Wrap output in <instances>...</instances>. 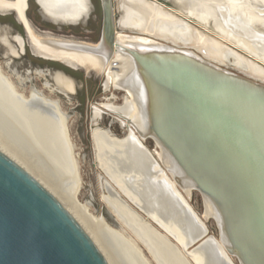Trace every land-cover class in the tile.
<instances>
[{"label":"water","instance_id":"95a60500","mask_svg":"<svg viewBox=\"0 0 264 264\" xmlns=\"http://www.w3.org/2000/svg\"><path fill=\"white\" fill-rule=\"evenodd\" d=\"M22 2L19 20L27 31V0ZM103 8L96 45L52 41L99 62V71L83 62L44 59L104 80L108 73L125 80L115 90L133 101L130 110L136 111V118L115 117L141 144L152 141L154 179L165 183L199 226V232L183 242L160 229L164 239L179 246L170 243L187 264L186 258L195 264L193 250L208 241L210 220L217 229L213 242L221 264H234L233 259L237 264H264V82L221 67L203 53L158 41L121 43L109 0L103 1ZM123 62H129L125 71ZM192 192L201 197V217L188 203ZM126 227L136 235L132 225ZM153 257L161 264L155 253ZM0 264H108L63 205L1 151Z\"/></svg>","mask_w":264,"mask_h":264},{"label":"bare ground","instance_id":"6f19581e","mask_svg":"<svg viewBox=\"0 0 264 264\" xmlns=\"http://www.w3.org/2000/svg\"><path fill=\"white\" fill-rule=\"evenodd\" d=\"M171 1H173L175 5L185 13L186 16L193 17L202 23L211 24L214 30L218 32V35H222L219 37V39L235 44L237 47L243 50L244 57L264 69V12L257 10L259 8L264 9V0ZM37 2L49 17L60 21L76 22L86 11L85 0H37ZM119 2L125 5V15L120 20L122 28L133 29L139 33L150 35L155 39L159 37L162 39L165 38V40L171 41L176 45H183L186 47L193 46L197 50H202V48H205L207 51L200 53H203L204 56L213 63L221 67H226L223 66L226 64H237L242 68V70L234 68L235 70L247 74L254 80L264 82V72L261 71V69L248 64L231 49L223 47L212 40L210 41L205 39L202 35L194 32L188 24L178 20L176 17L170 14L162 12L154 4L145 2L144 0H119ZM22 5V0H0V12L14 11L16 12L18 18L22 20ZM27 31V38L30 42L31 48L36 53H38L39 56L48 59L57 58L67 61L83 62L88 68H91L96 72L101 69L99 62L94 63L83 55L70 53L67 48H62L60 45L52 42L53 40L41 39L37 37L28 26ZM117 39L121 43H132L136 41H142L144 43L157 42V40L152 41L143 37L133 38L127 35H120L117 37ZM13 41L14 43L11 44V42L8 40V37H6L4 34L0 35V42L7 47L8 55L11 57L10 59L12 61L13 58L17 59L22 55L25 45L24 40L18 35L13 37ZM9 63L6 62V67L9 66ZM128 66L129 62H123L122 67L124 71ZM245 69L248 70L250 74L244 71ZM17 74L15 73L16 77L19 78L18 84L20 86H25V83H29L31 76L33 75L44 80L43 89L47 90L50 94L62 93L66 98H68V95L73 94L74 92L73 82L66 76L57 72L51 73L48 70H35L34 72L27 71L25 72L24 77L17 76ZM47 76L53 77V85L50 84L47 79L45 80ZM124 83L125 80H123L121 75L108 73L104 82V87L108 88V86L111 85L114 89H117L121 88ZM0 92L3 94V96L7 95L6 93H8V99L12 100L7 103L9 105V113H13L18 119V121L16 120L17 122H14L20 123L22 125L24 124L27 129H30V131L38 134L40 139L43 138L44 140H49L52 143L54 142L56 145L58 144V146L60 145L62 148H67L68 154L66 155L70 156V159L72 158L71 152L73 150V146L68 140V117L61 113L57 101H52L43 96V94L40 91H37L34 87L30 90L28 97L19 94L13 83L10 81L9 77L3 74L1 66ZM132 102L133 101L125 94L124 105L122 107H116L112 104H102L94 107V122L100 120L105 110L112 114L116 113L122 116H129L133 119L136 118V111L134 110L132 112L130 110L132 108ZM0 107H2V105H0ZM5 109L3 112H5ZM6 112L7 113L5 114H8V111ZM11 117L14 116L12 115ZM92 137L98 153V159L101 166H103L105 169V172L108 173V171H110V175H112V172L113 174H123L124 177H126L125 179H129V182L132 180V188L134 185L138 188L142 182H146L148 185V190L151 191V189L156 188V190L160 192L162 201L169 209L174 208L175 212H179V210H181L182 213L180 212V215H187L189 216V219L192 220V217L189 214H186V210H184L178 199L168 189L165 183H163L161 180L154 179V176L156 175L155 161L152 159V155L144 147L143 143L141 144L139 141L135 140L131 134H128L123 139L114 138L107 131H103L98 127L92 130ZM57 149L59 150V148ZM0 151L17 163L25 171H27L1 148ZM27 172L33 176L43 187H45L61 203V205H63V207L79 223V225L83 228V230L98 248L96 241L81 225L78 218L56 197V195L50 189H48L46 185H44L29 171ZM73 172H76L75 169ZM118 180H120V178ZM122 183L123 182L120 184ZM106 190L109 194L107 203L110 209L116 214L118 218L122 219V221L129 220L130 223L137 226L138 231L140 232L139 234L152 243V245L155 247L156 253H158V256L161 257L157 248L160 249L161 254H163L165 259H167H163L165 264L166 262L167 264H187V262L182 259H176V257L174 258V256L171 255L167 249H165L168 248L167 244L165 243L166 240L157 233L154 235L155 231L151 230V228L145 224L140 217L138 219L137 216L135 219V215L129 216L126 212L127 207L123 202L117 199V197L112 193L111 189L107 185ZM132 193L128 192L129 196H131V200L136 203L138 201L137 197ZM135 203L134 205L137 206ZM139 208L141 209V207ZM145 208V211L151 215V218L154 221H157V223H159L164 230L174 235L175 238L180 242L185 241L187 238H192L199 232V226L194 220L191 222L193 226L191 228L192 231L190 230V232L192 233L189 232L187 234L186 231L182 230L184 228L181 227V225H184L186 218L179 216V218H177L178 223L175 221L172 222L169 220V218L164 217V215L159 216L157 214H152L149 212L150 210L147 206ZM128 213L132 214L130 211H128ZM124 216L129 217V219L127 220V218ZM100 223L103 224L102 221H100ZM207 239L208 241L204 243V245L199 250H193V259L195 263L221 264L214 250V239ZM101 253L103 254V252ZM103 256L106 257L104 254Z\"/></svg>","mask_w":264,"mask_h":264},{"label":"rangeland","instance_id":"374dc122","mask_svg":"<svg viewBox=\"0 0 264 264\" xmlns=\"http://www.w3.org/2000/svg\"><path fill=\"white\" fill-rule=\"evenodd\" d=\"M160 10L166 14L172 15L167 11L162 9ZM203 37L210 41L212 40L223 47H226L217 40L206 36ZM218 37L220 36L218 35ZM150 40L155 41L154 39ZM27 41L30 45L28 38ZM237 48L240 49L239 47ZM32 52L33 54L39 56L38 53H36L33 49ZM234 52L248 64L257 67L264 72L262 67L258 66L254 62L249 61L242 54H239L236 51ZM6 55L7 54L4 56L3 52H0V66L2 68L3 74L9 77L17 92L25 97H28L30 90L34 87L37 91H40L43 96L52 101H57L61 113L68 117V140L73 146V150L71 152L73 159H70V156L66 155L68 154L67 148H62L60 145L58 146V144L56 145L54 142L52 143L49 140H44L43 138L40 139L38 134L30 131V129H27L24 124L22 125L20 123H16L18 121L16 115L11 112L9 113L8 108V103L12 100L8 99V93H6L7 95H5V97L1 92L0 105H2V107H0V148L11 158L15 159L27 171L33 174L37 179H39L44 185H46L48 189H50L56 195V197L78 218L81 225L96 241L99 250L106 256L105 258L107 259L108 264H158V262L153 257L154 253L160 260L161 264H165L163 260L165 257L163 254H161L160 249L157 248L161 257L158 256V253H156L155 247L152 245V243L139 234L140 232L138 231L137 226L130 223L128 220L129 217L124 216L129 222L122 221V219L118 218L116 214L110 209L107 203L109 194L106 190V185L111 189L112 193L117 197V199L123 202L127 207L126 212L129 216L135 215V219L137 216L138 219L140 217L143 222L151 228V230L155 231L154 235L157 233L161 237L164 236L162 231H167L164 230L162 226L157 223V221H154L151 218V215L145 211L146 206L149 208V212L152 214H157L159 216L164 215V217L169 218V220L172 222H177V218H179V216L186 218L184 225H181V227L184 228L182 230L186 231L187 234L190 232L193 226L191 224L193 221L189 219V216L180 215L179 213L181 210H179V212H175L174 208L169 209L164 204L160 196V192L156 190V188L151 189V191L148 190V185L146 182H142L138 188L135 185L132 188V180L129 182V179H125L126 177H124L123 174H113L112 172V175H110V171H108V173L105 172V169L103 166H101L92 137V130L98 127L103 131H107L112 137L117 139L125 138L128 135V131L123 126L122 120L118 119L114 114L107 110L103 112L100 120L94 122L93 109L94 107L102 104H112L116 107H122L124 105L125 97L122 99V95L113 91L112 89L102 92L98 81L95 80L84 82L83 80L79 79V81L76 83V94L74 96H69V98L59 95L60 93L50 94L47 90L43 89L42 85L44 80L33 75L31 76L29 83H25V86H20L18 84L19 78L16 77L15 73H18L17 76L24 77L25 72H34L35 68H45V66L42 62H39L38 59L32 57L30 54H28V58L22 57L21 59L13 61L8 55ZM6 62H11L9 63L8 67H6ZM223 66H231L242 70V68L237 64H226ZM244 71L250 74L248 70L245 69ZM50 78L46 77L45 80L47 79V81L53 85V77L51 76ZM108 87L112 86L109 85ZM3 108L5 109V112H3ZM6 111H8L9 115L5 114L7 113ZM12 115L14 117H11ZM143 145L153 156L154 153L152 152L155 150V146L152 141L146 140ZM57 148H59V150ZM74 169L76 172H73ZM119 178L120 180H118ZM121 182H123V185L120 184ZM128 192H133L132 194L137 197L138 203H135L131 200V196H129ZM134 203L141 207L144 213L140 212V208L135 206ZM188 203L193 211L199 217H201L203 214V204L199 194L192 192ZM133 210L140 216L133 212ZM128 211H130L132 214H129ZM100 221H102L103 224H101ZM127 224H130L134 227L136 230V235L126 227ZM206 227L208 231L207 237L216 240L218 233L213 221L210 220L206 222ZM160 229H162V231ZM141 239L148 243L149 248L151 247L153 249V253H151V250L143 244ZM168 240H170V243L176 245L179 249V246L172 239L169 238ZM165 243L168 246V248L165 249H167L171 255L174 256V258L176 257V259H182L185 261L183 254L179 251L180 249L176 250L172 248L167 240ZM190 249H193V247H190L189 250ZM186 260L189 261L190 264H193L190 259L186 258ZM233 263L237 264L234 259Z\"/></svg>","mask_w":264,"mask_h":264},{"label":"flooded vegetation","instance_id":"af4514ba","mask_svg":"<svg viewBox=\"0 0 264 264\" xmlns=\"http://www.w3.org/2000/svg\"><path fill=\"white\" fill-rule=\"evenodd\" d=\"M7 1H14V0H7ZM103 1L104 0H85L86 11L81 15L79 20L76 22L60 21L49 17L46 14V12L42 10V7L39 5L37 0H27V8L25 10V16L31 27L32 32L41 39L60 40V41H79V42H85L93 46L99 42L102 34L103 20H104ZM109 1L113 12L115 36L118 37L120 36L119 34H121V35L131 36L133 38L143 37V38L154 39L160 43L167 44L175 48L192 51L196 54H200V52L207 51L205 50V48H202V50L200 49L197 50L193 46L186 47L183 45H176L171 41L165 40V38L155 39L150 35L139 33L138 31L133 29H126V28L123 29L120 25V20L125 15V5L120 3L119 0H109ZM144 1L151 4L153 3L154 5H157L160 9L171 13L182 22L188 24L194 31L200 33L201 35L217 40L218 42L222 43L224 46L238 52L239 54L244 55V52L238 49L237 46H235L234 44H230L228 42L219 39L218 32L214 30L211 24L202 23L197 19H194L193 17L186 16L185 13L180 8H178L173 1L171 0H144ZM257 10L264 12V9L259 8ZM2 34L8 37V40L11 42V44L14 43L13 37L16 35L20 36L25 41L24 52L19 58L17 59L13 58V60H18L21 59L22 57L28 58V54H30L32 57L38 59L39 62H42L43 65L45 66V68H35V70L41 69V70H48L51 73L57 72L72 80L74 84V92L73 94H69L68 98L69 96H74L76 94V90H77L76 83L79 81V79H81L84 82H88L92 80L98 81L102 92H106L112 89L113 91L120 93L122 95V99H124L125 97L124 92L115 90L112 87H108L107 89H105L104 78L96 76L93 72L86 74L85 71L82 69H73L66 64L57 61L47 60L33 54L32 49L27 41V31L24 28L22 22L19 20L16 12L14 11L0 12V35ZM0 52H3L4 56L5 54L8 55L7 47L3 45L1 42H0ZM224 68H227L228 70L233 69L231 71L235 72L234 67L226 66ZM59 95L64 96L63 94H59Z\"/></svg>","mask_w":264,"mask_h":264}]
</instances>
